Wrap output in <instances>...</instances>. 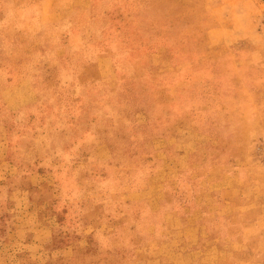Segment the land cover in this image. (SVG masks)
Here are the masks:
<instances>
[{
    "label": "rangeland",
    "instance_id": "obj_1",
    "mask_svg": "<svg viewBox=\"0 0 264 264\" xmlns=\"http://www.w3.org/2000/svg\"><path fill=\"white\" fill-rule=\"evenodd\" d=\"M186 251L264 264V0H0V264Z\"/></svg>",
    "mask_w": 264,
    "mask_h": 264
},
{
    "label": "crops",
    "instance_id": "obj_2",
    "mask_svg": "<svg viewBox=\"0 0 264 264\" xmlns=\"http://www.w3.org/2000/svg\"><path fill=\"white\" fill-rule=\"evenodd\" d=\"M204 254H199L197 251H186L183 253L172 252L170 254H160L156 259L149 261V264H208L204 262ZM168 259V260H167ZM200 259V262L198 260Z\"/></svg>",
    "mask_w": 264,
    "mask_h": 264
}]
</instances>
